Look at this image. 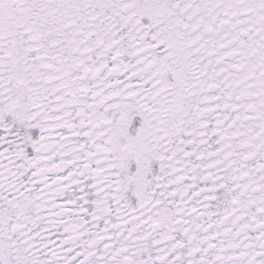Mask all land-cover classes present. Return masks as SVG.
I'll return each mask as SVG.
<instances>
[{"label":"snow or ice","instance_id":"6c2138e0","mask_svg":"<svg viewBox=\"0 0 264 264\" xmlns=\"http://www.w3.org/2000/svg\"><path fill=\"white\" fill-rule=\"evenodd\" d=\"M0 264H264V0H0Z\"/></svg>","mask_w":264,"mask_h":264}]
</instances>
